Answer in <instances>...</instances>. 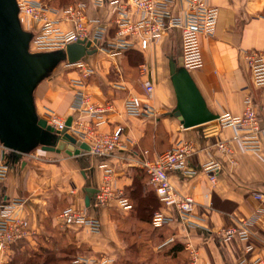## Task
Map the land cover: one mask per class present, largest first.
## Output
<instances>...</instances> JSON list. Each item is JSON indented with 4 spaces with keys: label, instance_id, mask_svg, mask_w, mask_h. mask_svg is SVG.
Here are the masks:
<instances>
[{
    "label": "crops",
    "instance_id": "0c3cea01",
    "mask_svg": "<svg viewBox=\"0 0 264 264\" xmlns=\"http://www.w3.org/2000/svg\"><path fill=\"white\" fill-rule=\"evenodd\" d=\"M205 3L209 8L219 9L217 30L212 37L200 38L203 67L189 73L212 114L240 117L246 109L245 100L250 97L264 129V87L254 85L247 60L253 54L264 57V0H205ZM108 14L106 8L90 6L87 10L90 18H106ZM34 27L39 30L38 24ZM106 55L97 52L83 59L95 69L88 88L93 94V104L110 103L114 111L98 132L120 131L126 151L119 150L114 157L100 158L89 151L70 156L42 147L17 157L7 150L5 160L9 171L1 186L0 201L9 203L27 198L29 203L21 213L30 220L37 235L34 240L14 246L4 254L1 252V264H23L31 258L43 257L44 253L55 254L60 259L59 264H68V259L73 258L112 259L114 264H119L125 256L132 264H190L193 253L197 256L196 264H238L243 258H263L264 201L255 196H264V132L260 136L261 150L249 152L238 140L241 133L233 128L222 129L217 121L189 129L181 125L174 115L177 97L171 82V64L182 62L179 31L155 42L144 52L132 50L114 59ZM65 63L61 62L37 86L34 102L39 117L57 114L65 122L72 118L73 126L84 118L75 110L77 88L71 84L81 73ZM142 63L149 67L146 78L155 85L149 101L154 115L150 117L131 116L125 110L128 98L143 96L144 78L139 76ZM84 121L90 123V120ZM202 129L209 135L204 136ZM68 132L77 139L71 130ZM60 140L57 135L53 146ZM179 140L194 144L193 155L188 160V168L194 175L187 178L173 172L170 181L180 195L195 199L193 221L200 228L184 226L174 209L161 206L157 211L173 221L157 230L150 224L138 223L134 208L133 195L138 191L146 196L150 189L148 181L143 179L140 163L144 159H156ZM220 142L230 146V155L218 150ZM83 143L89 145V142ZM4 153L5 150H1L0 155ZM211 161L222 166L216 184L203 172V166ZM104 164L116 173L113 190L129 201L133 206L131 210L119 208L115 201L96 207L95 194L87 192L101 186ZM88 195L89 207L86 206ZM69 207L99 218L101 233L93 234L86 228H63L59 216ZM247 220L254 222L250 242L253 251L249 254L246 243H224L217 235L219 230L241 227ZM128 238L133 240L130 244ZM171 239L175 241L174 246L161 247L164 240L166 243Z\"/></svg>",
    "mask_w": 264,
    "mask_h": 264
},
{
    "label": "built area",
    "instance_id": "2783aa9c",
    "mask_svg": "<svg viewBox=\"0 0 264 264\" xmlns=\"http://www.w3.org/2000/svg\"><path fill=\"white\" fill-rule=\"evenodd\" d=\"M16 1L22 27L25 26L28 29L24 28L25 31L33 33L29 47L32 54L65 52L70 45L86 42L90 43V50L105 53L110 59H114L122 57L131 50L147 51L155 42L179 31L182 37V63L189 72L203 67L200 38L214 36L219 20V9L209 8L205 0H89L75 2L62 11L53 8L48 0ZM90 6L106 8L109 14L106 18H90L87 15ZM35 24L39 25L38 31L34 27ZM247 60L252 69L254 85L263 88L264 57L253 54L248 56ZM65 62L68 68L77 69L81 73L80 78L71 80V84L77 88L75 109L84 115V118L78 119L70 130L77 139L89 142V153L96 157L110 158L119 150L126 151L120 131L111 134L98 132V128L108 121L109 115L114 111L110 103L104 106L91 103L93 94L88 90V80L95 74V69L84 60L74 64ZM139 73L141 78H144L143 96L128 98L125 102V110L131 116L150 117L154 115L149 101L153 97L155 85L150 78H146L149 75L147 64H140ZM245 107V112L240 117L224 115L216 121L222 129L233 128L241 133L238 140L244 150L259 152L260 136L264 129L261 126L258 110L250 97L246 98ZM43 119L58 132L66 128L65 120L56 114H47ZM84 119L90 120V123L88 124ZM201 132L204 136L209 135L204 129ZM217 146L218 150L226 155L232 153L227 143L220 142ZM1 150L5 149L0 145V153ZM193 152V142L179 140L170 150L156 159L142 160L140 166L146 172L149 184L155 190L162 205L174 209L184 226L200 228L193 221L196 211L195 199L180 195L170 181V174L173 172L181 173L187 178L194 175V172L188 168V160ZM6 153L7 150L4 155H0V196L1 186L9 171L5 160ZM103 168H105V177L95 194L96 207L107 206L115 201L119 208L131 210L132 205L129 201L113 190V176L116 173L107 164H104ZM221 170V164L214 161L203 166V172L212 184H216ZM255 197L264 201L262 194H257ZM28 203L25 197L14 199L9 203L0 201V253L4 254L14 246L35 239L37 232L31 227L30 220L21 213ZM59 219L63 228H86L93 234H100L102 231V222L99 218L88 216L73 207L63 210ZM172 221L170 217L158 211L154 214L152 226L161 228ZM253 228L254 222L247 220L241 227L224 228L219 230L217 235L224 243H246V252L249 254L253 251V246L250 244ZM172 241L169 240L161 247ZM196 260L197 256L193 253L190 264H196ZM72 264H114V260L92 261L76 258ZM238 264H264V257L255 260L243 258Z\"/></svg>",
    "mask_w": 264,
    "mask_h": 264
},
{
    "label": "water",
    "instance_id": "95a60500",
    "mask_svg": "<svg viewBox=\"0 0 264 264\" xmlns=\"http://www.w3.org/2000/svg\"><path fill=\"white\" fill-rule=\"evenodd\" d=\"M32 34L25 31L19 19L16 0H0V145L17 157L37 147L47 151L79 155L90 146L69 134L72 118L58 132L37 115L34 92L63 61L77 63L96 53L90 43L70 45L65 52L32 54L29 50ZM171 82L177 97L175 117L185 129L216 121L183 63L171 64ZM61 140L53 146L55 137ZM90 194L97 190L87 189ZM90 206V195L86 197Z\"/></svg>",
    "mask_w": 264,
    "mask_h": 264
},
{
    "label": "trees",
    "instance_id": "16d2710c",
    "mask_svg": "<svg viewBox=\"0 0 264 264\" xmlns=\"http://www.w3.org/2000/svg\"><path fill=\"white\" fill-rule=\"evenodd\" d=\"M131 51H129V52H131ZM140 60H141L140 62L143 61V59H140ZM142 176L144 177L143 179H146L149 183V178H148L145 171L143 172ZM148 186L150 187V189L148 188L149 193L146 196H143L141 192L138 193V191H137V194L133 195L132 200L134 201L133 203H134V208H135L136 213H137V219H139L138 223L144 222V223L150 224L152 226V220H153L154 214L156 212H158L157 211L158 208L163 206V205L160 202L159 198L157 197L156 192L153 189V187L150 184ZM132 208H133V206H132ZM123 220L121 221V223H124ZM164 228H165V226H163L161 228H156V229L160 230V229H164ZM160 240H161V237H160ZM165 241L166 240L163 241V244L165 243ZM174 245H175V241L170 243L168 246L167 245L164 246V248L174 246ZM133 247H134V245H133ZM38 258H40V259H38ZM41 259H43L42 262H40ZM59 260L60 259L55 254L44 253L43 257L37 256L35 258H31V259L25 261L23 264H59ZM73 261H74V258L72 260L68 259V264L69 263L72 264ZM120 261H123V259H121ZM124 264H132V263H130L129 260H126L124 262Z\"/></svg>",
    "mask_w": 264,
    "mask_h": 264
},
{
    "label": "rangeland",
    "instance_id": "374dc122",
    "mask_svg": "<svg viewBox=\"0 0 264 264\" xmlns=\"http://www.w3.org/2000/svg\"><path fill=\"white\" fill-rule=\"evenodd\" d=\"M49 1V3H50V5L53 7V8H55V9H58V10H61L62 11V9H64L65 7H67L68 5H71V4H73V2L75 3V2H83V1H89V0H48ZM37 32V31H36ZM168 38V37H167ZM165 47H167V46H165ZM165 47H164V49H165ZM159 52V51H158ZM106 55V54H105ZM107 56V55H106ZM62 64H63V62H62ZM63 66H65V64L63 65ZM93 76H95V75H93ZM139 76H140V74H139ZM141 77V76H140ZM92 78V77H91ZM90 78V79H91ZM90 79L88 80V81H90ZM140 80V79H139ZM140 83V82H139ZM141 84V83H140ZM141 87H142V84H141ZM88 90L90 91V92H92L89 88H88ZM92 103V102H91ZM76 110V109H75ZM57 115V114H56ZM59 116V115H58ZM136 233H137V231H136ZM127 241H128V244H130V242H132L133 240H131V238L129 239H127ZM126 260H128V257L127 256H125V258H123V261H119L120 262V264H124V262L126 261Z\"/></svg>",
    "mask_w": 264,
    "mask_h": 264
}]
</instances>
